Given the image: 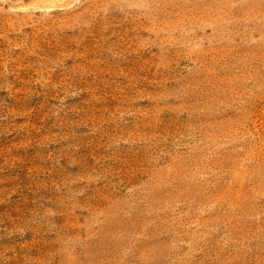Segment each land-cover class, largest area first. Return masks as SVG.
<instances>
[{"label": "rangeland", "instance_id": "374dc122", "mask_svg": "<svg viewBox=\"0 0 264 264\" xmlns=\"http://www.w3.org/2000/svg\"><path fill=\"white\" fill-rule=\"evenodd\" d=\"M0 264H264V0H0Z\"/></svg>", "mask_w": 264, "mask_h": 264}]
</instances>
